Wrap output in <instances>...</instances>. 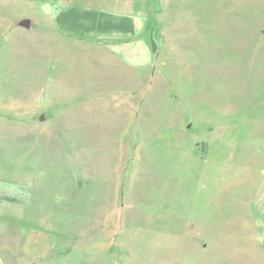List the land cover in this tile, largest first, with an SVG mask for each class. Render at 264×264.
<instances>
[{"label": "rangeland", "instance_id": "obj_1", "mask_svg": "<svg viewBox=\"0 0 264 264\" xmlns=\"http://www.w3.org/2000/svg\"><path fill=\"white\" fill-rule=\"evenodd\" d=\"M59 1L0 0V264H264V0Z\"/></svg>", "mask_w": 264, "mask_h": 264}, {"label": "crops", "instance_id": "obj_2", "mask_svg": "<svg viewBox=\"0 0 264 264\" xmlns=\"http://www.w3.org/2000/svg\"><path fill=\"white\" fill-rule=\"evenodd\" d=\"M61 1L56 3H61ZM63 2L72 6L57 12L53 20L56 27L66 34L79 38L123 37L134 34L136 23L132 16L84 6L92 3L88 0H78L77 2L63 0ZM98 2L103 4L109 0H99ZM76 4L83 6L78 7Z\"/></svg>", "mask_w": 264, "mask_h": 264}, {"label": "water", "instance_id": "obj_3", "mask_svg": "<svg viewBox=\"0 0 264 264\" xmlns=\"http://www.w3.org/2000/svg\"><path fill=\"white\" fill-rule=\"evenodd\" d=\"M19 24L22 27L29 28L31 22H30L29 19H22V20H20ZM43 119H44V117L41 115L40 118H39V120H43Z\"/></svg>", "mask_w": 264, "mask_h": 264}]
</instances>
